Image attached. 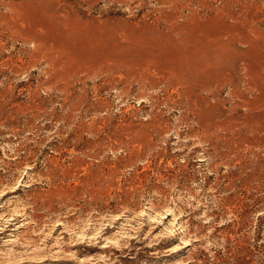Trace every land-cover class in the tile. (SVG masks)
<instances>
[{
  "label": "rangeland",
  "instance_id": "rangeland-1",
  "mask_svg": "<svg viewBox=\"0 0 264 264\" xmlns=\"http://www.w3.org/2000/svg\"><path fill=\"white\" fill-rule=\"evenodd\" d=\"M13 215L0 264H264V0H0Z\"/></svg>",
  "mask_w": 264,
  "mask_h": 264
},
{
  "label": "bare ground",
  "instance_id": "bare-ground-1",
  "mask_svg": "<svg viewBox=\"0 0 264 264\" xmlns=\"http://www.w3.org/2000/svg\"><path fill=\"white\" fill-rule=\"evenodd\" d=\"M196 42H199L197 45H202L203 46L205 44V43H203V41H200V40L196 41ZM86 43L90 44V45L91 44H95V45L96 44H100V45H102V43H104V42L102 41L101 38L97 37V38L88 40ZM130 47L131 46L128 45V43L126 44V43H122V42H117V43H115V48L113 50H110V51L108 50L111 53L103 51L102 55L98 57V60L109 59L111 57V55H112V56H116L115 58L119 59L121 62H124V63H127V64L137 63L139 66L142 65L140 67L145 70L148 66L156 67L158 65V62L160 61L159 58L164 57V58L168 59L167 60V64H166V69L167 70H171V69L175 68V67H173L171 65V62H172L171 58H173V56L170 55V52H169L168 49H165V51L163 52L164 55L162 57H159V58H158V55H155L152 50H146L145 53L141 52L142 55L144 54L145 58H148L146 60L145 59L144 60L141 59L139 61H134V60L130 59L129 57H117L118 55H124V53L127 52L130 49ZM147 48H149V47H147ZM102 49H104V48H102ZM205 57L206 56L202 57V61L198 62L200 65L196 69L198 70L199 73L201 72V74L204 73L207 76L211 77L214 72L212 70L208 69V68H209V65H214L216 63V61H208V59H206ZM93 59L95 60L97 58H95V56H94ZM192 59H195V58H192ZM211 68H213V67H211ZM175 69H180L178 64H177ZM19 217L20 216H14V217L10 218L9 220H6V221L2 220L0 224H2L3 227L0 228V234L3 233L4 231H6V228H8L10 226H14L16 223H18L19 222Z\"/></svg>",
  "mask_w": 264,
  "mask_h": 264
}]
</instances>
